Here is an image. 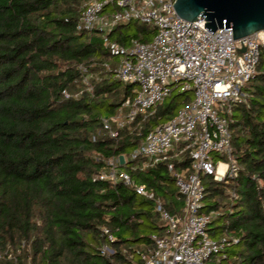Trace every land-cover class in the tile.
<instances>
[{
    "label": "trees",
    "instance_id": "1",
    "mask_svg": "<svg viewBox=\"0 0 264 264\" xmlns=\"http://www.w3.org/2000/svg\"><path fill=\"white\" fill-rule=\"evenodd\" d=\"M84 1L0 0V264H138L139 253L153 248L151 236L162 235L152 201L122 182L91 179L108 159L129 157L192 93L173 91L141 129L134 122L110 138L101 121L122 109L135 85L116 79L101 34L76 30ZM153 33L129 21L107 37L128 47L132 39L149 42ZM79 66L92 92L85 91ZM63 91L80 94L66 99ZM244 91L248 97L229 123L238 174L204 179L202 213H219L212 237L227 231L238 239L229 257L264 264V49ZM139 163L128 160L120 170L179 213L183 202L166 164L133 170ZM187 166L185 157L175 170ZM103 245L113 253L102 255Z\"/></svg>",
    "mask_w": 264,
    "mask_h": 264
},
{
    "label": "built area",
    "instance_id": "2",
    "mask_svg": "<svg viewBox=\"0 0 264 264\" xmlns=\"http://www.w3.org/2000/svg\"><path fill=\"white\" fill-rule=\"evenodd\" d=\"M175 0H85L76 30L101 34L104 47L112 58L120 57L113 69L116 79L135 85L134 95L122 109L101 121L107 135L116 139L120 130L137 122V128L173 91L191 92L192 101L179 109L167 122L150 130L129 157L140 161L133 170L143 171L165 163L174 177V185L182 199L179 213H170L163 201L145 185H137L120 170L118 158L105 161L92 181L112 184L122 182L144 199L153 202L154 213L162 235H152L153 248L139 253L138 264H240L227 255L238 239L224 231L218 239L210 234L212 221L219 214L202 213L207 195L204 179L222 182L234 179L239 167L232 156L229 123L233 108L244 103L247 83L256 74L260 52L264 49V31L234 40L231 28L213 34L204 29V20L194 23L177 16ZM113 8V10H109ZM129 21L154 29L147 43L132 39L128 47L109 40L107 35L120 23ZM244 49V52H240ZM109 70L110 64H104ZM85 91L92 92L90 76L79 66ZM96 81L98 76H94ZM64 98L80 94L62 92ZM189 158V166L175 170V164ZM216 157L217 160H216ZM222 166V168H220ZM101 232L113 240L106 228ZM100 253H113L103 245Z\"/></svg>",
    "mask_w": 264,
    "mask_h": 264
},
{
    "label": "water",
    "instance_id": "3",
    "mask_svg": "<svg viewBox=\"0 0 264 264\" xmlns=\"http://www.w3.org/2000/svg\"><path fill=\"white\" fill-rule=\"evenodd\" d=\"M173 7L183 20L203 19L204 29L211 34L231 28L233 39L239 40L264 31V0H175ZM118 161L123 166L124 156H118Z\"/></svg>",
    "mask_w": 264,
    "mask_h": 264
},
{
    "label": "rangeland",
    "instance_id": "4",
    "mask_svg": "<svg viewBox=\"0 0 264 264\" xmlns=\"http://www.w3.org/2000/svg\"><path fill=\"white\" fill-rule=\"evenodd\" d=\"M134 32H136V29H135V28H132V30L130 31V33H134ZM120 60H121L120 57H118V58H114L112 63H113V64H116V63H118ZM113 68H115V66H114ZM174 95H176V92L174 93ZM166 101L168 102L169 100H166ZM178 107H179V109H181V108H183L184 106L180 104ZM119 111H120V110H119ZM119 111H118V112H119ZM125 113H126V112H123V111L121 112L122 115H125ZM218 238H219L218 236H217V237H214V239H218ZM230 259H232V257H230Z\"/></svg>",
    "mask_w": 264,
    "mask_h": 264
},
{
    "label": "bare ground",
    "instance_id": "5",
    "mask_svg": "<svg viewBox=\"0 0 264 264\" xmlns=\"http://www.w3.org/2000/svg\"><path fill=\"white\" fill-rule=\"evenodd\" d=\"M220 168H222V166Z\"/></svg>",
    "mask_w": 264,
    "mask_h": 264
}]
</instances>
